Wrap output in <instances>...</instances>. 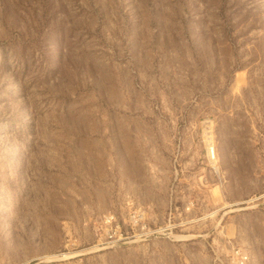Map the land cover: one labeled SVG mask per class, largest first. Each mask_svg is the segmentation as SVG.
Listing matches in <instances>:
<instances>
[{
    "label": "rangeland",
    "instance_id": "1",
    "mask_svg": "<svg viewBox=\"0 0 264 264\" xmlns=\"http://www.w3.org/2000/svg\"><path fill=\"white\" fill-rule=\"evenodd\" d=\"M235 247L264 264V0H0V264Z\"/></svg>",
    "mask_w": 264,
    "mask_h": 264
},
{
    "label": "built area",
    "instance_id": "2",
    "mask_svg": "<svg viewBox=\"0 0 264 264\" xmlns=\"http://www.w3.org/2000/svg\"><path fill=\"white\" fill-rule=\"evenodd\" d=\"M104 216H105L104 222L105 223L107 222L109 228H111V225H110V223H111L110 218L111 217H110V215L106 214ZM140 217L136 212H135V214L131 215V219L134 220V222L137 221V223H140L143 225L144 222L141 221ZM115 227H117V224H115ZM230 262H231V264H248V254L243 249H241L239 247H237V248L235 247V248H233V250L231 252Z\"/></svg>",
    "mask_w": 264,
    "mask_h": 264
},
{
    "label": "bare ground",
    "instance_id": "3",
    "mask_svg": "<svg viewBox=\"0 0 264 264\" xmlns=\"http://www.w3.org/2000/svg\"><path fill=\"white\" fill-rule=\"evenodd\" d=\"M210 149H211V151H212V154H214L213 148H212V147H210Z\"/></svg>",
    "mask_w": 264,
    "mask_h": 264
}]
</instances>
